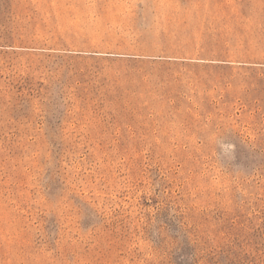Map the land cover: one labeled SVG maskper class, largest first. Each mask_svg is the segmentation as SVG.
I'll return each mask as SVG.
<instances>
[{
    "label": "rangeland",
    "instance_id": "obj_1",
    "mask_svg": "<svg viewBox=\"0 0 264 264\" xmlns=\"http://www.w3.org/2000/svg\"><path fill=\"white\" fill-rule=\"evenodd\" d=\"M0 264H264V0H0Z\"/></svg>",
    "mask_w": 264,
    "mask_h": 264
},
{
    "label": "clouds",
    "instance_id": "obj_2",
    "mask_svg": "<svg viewBox=\"0 0 264 264\" xmlns=\"http://www.w3.org/2000/svg\"><path fill=\"white\" fill-rule=\"evenodd\" d=\"M216 155L220 159H230L234 152L235 146L229 142H226L221 137H216L214 141Z\"/></svg>",
    "mask_w": 264,
    "mask_h": 264
}]
</instances>
